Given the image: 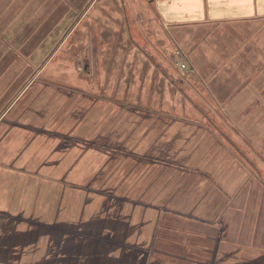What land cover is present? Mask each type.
<instances>
[{"label":"crops","instance_id":"obj_1","mask_svg":"<svg viewBox=\"0 0 264 264\" xmlns=\"http://www.w3.org/2000/svg\"><path fill=\"white\" fill-rule=\"evenodd\" d=\"M47 3L0 0L1 58L61 48ZM152 3L199 37L188 53L170 37L178 79L142 50L97 63L92 37L85 83L29 82L0 104V264H264V0Z\"/></svg>","mask_w":264,"mask_h":264},{"label":"rangeland","instance_id":"obj_2","mask_svg":"<svg viewBox=\"0 0 264 264\" xmlns=\"http://www.w3.org/2000/svg\"><path fill=\"white\" fill-rule=\"evenodd\" d=\"M87 8L90 9L88 15L86 13ZM39 18L62 20V32L59 31L58 27L52 28L54 31H58V35L61 34V48L59 49L58 44H56V48H52L53 46L48 48L45 44H37L31 41L25 45L22 52H12L11 56L14 57L1 58L3 50L0 51V67L12 66L8 75L0 76V84H2L0 85V104L12 102L22 92L21 87L29 82H45L58 78L64 84L85 83V66L87 64L91 65L85 52L88 51L89 53L91 50L88 44L92 43V37H94V51L97 57L95 62L98 63L99 60L102 62L100 55L102 52L107 53L105 57H108L110 56L109 53L113 51L128 53L142 50L152 59L158 58L159 62L164 60L157 57L159 55L166 58L168 62L170 61L169 64L173 66L176 79L182 76L176 65L177 58L181 57L179 52L182 53L180 46L188 53L192 44L184 43V39L194 38V43L199 39L197 33L191 34L188 30L171 29V32L167 30L156 13L152 0H54L53 4H46V8ZM93 18H105L108 24L106 26H101L99 22L95 24ZM75 19L77 23H73ZM200 35L203 36L204 33L202 32ZM170 37H173V40H175L174 37L177 38L180 46L178 42H173ZM0 47L2 49L5 47L10 48L12 43L7 45L0 42ZM37 47L38 52H34ZM55 50H57L56 55L49 58L50 54L48 53ZM45 54H48V56ZM17 55L18 57H16ZM118 56L116 54L115 57ZM114 60V65H111V68H114L118 63L117 58H114ZM105 61L109 62V59H105ZM75 65L81 68L80 75L75 73ZM43 67L47 70L43 74L36 75L35 72ZM105 67H108V65L106 64ZM21 70L25 73L18 74ZM57 72L62 73L54 75ZM101 76L100 72L97 71L95 77L101 78ZM119 81L122 82L121 79L115 78L109 82L117 83ZM8 83L13 84L11 89H1ZM18 87L21 89L18 90ZM180 88L184 90L183 86H180ZM46 93L51 94V96L53 94L50 90ZM4 108L0 105V114ZM180 113L186 116L194 115L192 111H186L185 113L183 110H179Z\"/></svg>","mask_w":264,"mask_h":264},{"label":"built area","instance_id":"obj_3","mask_svg":"<svg viewBox=\"0 0 264 264\" xmlns=\"http://www.w3.org/2000/svg\"><path fill=\"white\" fill-rule=\"evenodd\" d=\"M176 65L180 70H185L187 68L186 64L181 60L180 57H178Z\"/></svg>","mask_w":264,"mask_h":264},{"label":"trees","instance_id":"obj_4","mask_svg":"<svg viewBox=\"0 0 264 264\" xmlns=\"http://www.w3.org/2000/svg\"><path fill=\"white\" fill-rule=\"evenodd\" d=\"M93 20H94L95 24H97L98 22L101 24V21L105 20V18H95V19L93 18ZM55 21H57V20H55ZM101 26H102V24H101Z\"/></svg>","mask_w":264,"mask_h":264}]
</instances>
